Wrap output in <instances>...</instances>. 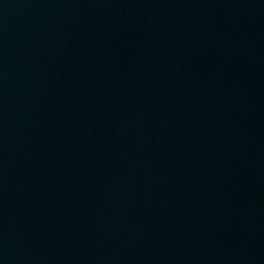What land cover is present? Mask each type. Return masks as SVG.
<instances>
[{
  "label": "water",
  "instance_id": "95a60500",
  "mask_svg": "<svg viewBox=\"0 0 264 264\" xmlns=\"http://www.w3.org/2000/svg\"><path fill=\"white\" fill-rule=\"evenodd\" d=\"M0 264H264V0H0Z\"/></svg>",
  "mask_w": 264,
  "mask_h": 264
}]
</instances>
